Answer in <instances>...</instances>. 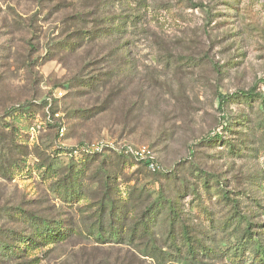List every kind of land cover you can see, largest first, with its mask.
I'll list each match as a JSON object with an SVG mask.
<instances>
[{
  "label": "rangeland",
  "instance_id": "1",
  "mask_svg": "<svg viewBox=\"0 0 264 264\" xmlns=\"http://www.w3.org/2000/svg\"><path fill=\"white\" fill-rule=\"evenodd\" d=\"M104 15H128L129 22L66 47L84 25L94 26L83 19H97L100 29ZM82 78L97 83L82 85ZM82 110L90 113L82 117ZM100 141L103 153L87 177L75 178L86 177L81 194L64 199L58 181L70 166L59 162L56 148H77V157ZM142 145L172 172L164 177L125 164L122 189L142 188L126 222L135 225L160 194L179 202L180 221L173 227L168 210L158 211L152 235L101 244L89 233L102 196L96 171L104 158L112 171L122 148ZM13 162L20 167L5 175L2 164ZM18 208L51 224L63 221L61 233L69 235L20 258L6 259L0 249V264L33 256L37 264H251L249 252L227 251L248 226L257 235L264 229V0H0L4 244L16 240L5 237L7 229L33 232L15 220ZM182 231L207 253L186 259L183 250L181 257L172 238Z\"/></svg>",
  "mask_w": 264,
  "mask_h": 264
},
{
  "label": "trees",
  "instance_id": "2",
  "mask_svg": "<svg viewBox=\"0 0 264 264\" xmlns=\"http://www.w3.org/2000/svg\"><path fill=\"white\" fill-rule=\"evenodd\" d=\"M103 18V28L97 29L99 24H96L97 19H93L89 21L88 19H83V23L89 24L93 23L92 25H84L82 30H80V34L77 38L69 45H66L67 48H77L78 46L85 45L87 42H92L97 40L99 37L103 36L104 32H120L123 30L126 24L129 22V16L123 15H104ZM78 32V33H79ZM59 47V46H58ZM82 85L92 86L97 82H92V78L83 79L81 80ZM242 96L245 98L252 97L251 93H244L242 92ZM225 97H223V101H225ZM18 113L25 112L24 109L16 110ZM90 113L88 110H82V117L85 114ZM16 114V113H14ZM12 134L16 135V128L13 127ZM218 134H215L217 136ZM230 145V143H227ZM152 148V147H151ZM78 150L77 148H64V147H57L55 150V154L60 159V163L69 164L70 168L68 171V176L64 179H59L58 181V190H62L60 192L61 197L64 199L71 198V196L75 193V195H80V189L84 188V182L87 177L88 173V166L97 158L101 152H88L87 150H83L79 153L80 155L75 157L73 155V151ZM119 156L123 159V161L116 162V167L112 171H107L108 161L106 158L102 159V165L99 169H97L96 174L100 179V191H102V196L96 202L98 208L96 210V214L98 215V224L94 227H91L89 230L90 237L94 238L95 241L104 244L108 242H122L123 238H128L130 240H134L141 236H150L152 235V227L157 224L156 214L159 211L160 213H165V209L168 210V215L170 216L169 220H171V225L175 227L178 222L180 221V206L177 200H168L165 201L162 194L159 195L157 200L146 210L143 214V218L136 221L135 225L128 226L127 220L130 218L131 213L134 211L135 205L132 203L134 196L137 192L142 191V188H138L137 186L131 187L126 186L125 191L122 189L123 184L127 181L123 180L122 176V169L125 167V164L128 166H132L133 164H141L143 167L149 171L151 174H162L164 177L170 176L171 170H165L162 163L158 160L161 164L162 169L157 171H152L149 169L147 164L142 161L138 160L131 155H127L124 152H120ZM106 157V156H105ZM20 166L17 163L13 162L10 164L3 163L2 170L5 175L12 174V170L18 169ZM51 174H57L58 170L54 168L51 164L49 168ZM78 175H86L84 179L81 181H77ZM68 178H72L73 181H69ZM73 183V184H72ZM204 187L208 189V180L204 181ZM75 187H74V186ZM185 187H187L185 185ZM84 193V192H82ZM85 196V195H82ZM180 197L182 193L180 192ZM17 215L14 216L15 220L20 221L24 220L29 227L32 228L33 232H28V229H24L21 231L18 230H6L5 237L16 238V240H12L9 243H2L0 241V249H2V253L6 259H13V258H20L21 256H28L30 250H32L36 246H41L46 242H55L58 243L65 239L69 235V232L62 234L61 231L64 229L63 221L58 220L55 221L53 224L48 223L47 220L40 219L33 214H28L27 212L23 211L22 209H17ZM105 216H108V223H104ZM167 217L163 218L166 219ZM233 219L235 221V217L232 216L229 225H234ZM228 221V220H227ZM250 224V222H247ZM228 225V226H229ZM71 231H75V229H71ZM64 232V231H63ZM174 232V231H173ZM61 233V234H60ZM236 231L231 233L234 235ZM264 233V229L261 231L259 235L253 233L252 227L248 226V228L244 231V233L240 237H236V245H234V250L231 252L230 250L227 253H231L234 256H239L240 251L249 252V256L251 255V264H264V238L260 235ZM260 236V237H255ZM255 237V238H254ZM33 243L32 247H28L26 245L27 241ZM172 248L177 250L180 256L182 257V251L185 250V254L187 258H195L197 254L203 253L206 254L208 249L202 245L201 240L196 241L189 237L188 232L182 231L181 232V239H177L176 237L172 238ZM21 241L24 245L20 244ZM181 241L180 245L183 248L180 250L179 246L176 245V242ZM195 241L199 248L197 249ZM13 242V243H12ZM212 252V250H209ZM159 256L160 252L152 250V254ZM40 261L38 257H30L27 261H21L18 264H37Z\"/></svg>",
  "mask_w": 264,
  "mask_h": 264
},
{
  "label": "built area",
  "instance_id": "3",
  "mask_svg": "<svg viewBox=\"0 0 264 264\" xmlns=\"http://www.w3.org/2000/svg\"><path fill=\"white\" fill-rule=\"evenodd\" d=\"M61 95L62 93L59 92ZM105 146V143L103 141L97 142L93 145L92 149L89 150L86 147L83 148V150H87L88 152H99L103 147ZM120 152H124L127 155H131L135 157L138 160L144 161L150 170L157 171L161 170L162 166L158 162L154 151L149 147L148 145H142V146H128L125 148H122Z\"/></svg>",
  "mask_w": 264,
  "mask_h": 264
}]
</instances>
